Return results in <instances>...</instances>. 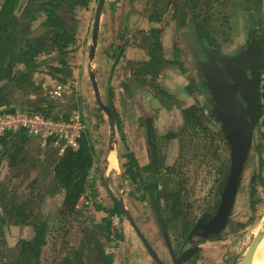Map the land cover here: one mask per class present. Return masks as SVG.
Returning a JSON list of instances; mask_svg holds the SVG:
<instances>
[{"label": "rangeland", "instance_id": "rangeland-1", "mask_svg": "<svg viewBox=\"0 0 264 264\" xmlns=\"http://www.w3.org/2000/svg\"><path fill=\"white\" fill-rule=\"evenodd\" d=\"M5 1L6 0H0V10ZM123 1L122 4H119L121 2L112 3L115 7L109 6L108 11L104 9L108 4L106 2L102 11L103 23L106 26H110L106 33L107 36L105 40H115V38H118L121 44V46L114 49L113 55L109 60V63L113 64V69L106 78L98 76L99 80L97 81L96 73L99 75L102 73L101 63L98 65L95 63V60L93 61L91 58L94 45L92 32L94 30L99 0L90 1V7L95 11L90 13V26H88L84 36L77 34L79 23H72L70 20L66 23L67 26L72 24L74 28L75 25L77 28L73 35V42L68 48L69 54L64 57L66 59L70 58L71 60L76 57L78 62L76 61L74 66L79 63L77 67H79L80 70L86 67V71L90 74V78L95 77L96 84L99 85L98 94H96L93 79L91 82V80L89 81L88 77H86L88 93L82 96V99H84L83 105H81L79 101L77 103L78 94L77 92H73L74 89L70 81V79L73 78L74 66L72 67L70 64L69 73L65 72L63 68L56 67L61 70V72L56 73L55 65L50 61H45L39 64L40 67L43 68L47 76H50L52 80L56 82L46 84L44 79L35 81L33 78L34 70H28V72L25 73H29V76H27L28 79L24 82L25 86L22 91H20V88H16V90L8 96L9 99L12 96L9 101L6 95L3 94V91V93L0 94V107L5 106V108L0 109V113L34 112L36 108H29L30 106L23 108L17 105L16 102L31 96L33 99L37 96H43L47 104L46 107H43L44 112H49L52 116H61V119L62 117L68 119L79 118L85 125L83 134L87 133L88 129L86 128V124L90 123V129L94 138H96L97 143L99 141L98 147L106 148L109 144V124L106 112L102 110V107H109L107 102L108 96L115 102V110L119 115L118 118L122 120L123 126L124 123H126V126L129 128L127 134L129 135L128 141L130 150H135L137 153V160L140 166H143L146 162L145 149L149 147V140H147V130L145 131L144 128L143 130L140 129L141 124L138 122V117L142 118L147 115L154 116L156 122L155 132L160 139L157 142H159L162 147L164 142H167L165 137L169 138L171 132L177 131L178 137L172 140V144L169 146V164L172 165V170L168 171V173H163L165 168L161 167L160 170L164 171H160L156 178L152 177L149 173H142L135 181H131L125 173L124 175L121 174V177L118 178L116 182L117 186L115 189L110 190L109 195H106L104 199L100 200L103 201L101 204H105L106 201L110 203L105 206L108 210H110V208L112 209L114 206L113 202L115 199L122 201L128 215L133 219L134 226L131 225L130 220L125 217V220L123 219V221H125L124 225L122 222L117 225L114 223L115 227L113 224L111 225V227L113 226L116 228V233L107 234L105 232L106 229H103V227H105L104 220L109 219V215L102 207L97 208L104 214L106 213L105 217L101 220H97L94 215L90 214V210H86L85 208H81L83 210L77 209V213L74 216H67L61 212L63 204L60 206L59 196L63 203V192H57L52 188V174L57 160L54 165L51 162L41 164L39 156L46 152L40 148L39 142L36 139L22 140L19 144L15 145V149L9 146V144L5 142V139L4 142H2V149L5 148L7 150H3L5 153L2 155L0 165V206L13 205L17 207L33 199L32 204H34V208L31 222L35 220H47L49 224V234L47 236V244L42 250L43 258L41 264H55L54 262H59L67 251L72 253L80 245L82 230L85 228L96 231L102 249L107 253L106 255L111 264L116 263V261L120 264H147V261L144 260L145 254L147 253L144 254V252H142L144 248L142 240L137 236L134 229L136 227L146 229L145 225H147V223L162 224V219L167 218V213H165L166 209L164 200L162 199L161 202L157 201L162 214L159 219L154 215V210L158 211L159 207L155 205L154 199L150 193L144 195V186L157 182L160 194L163 190L164 193H168L169 190L174 189L181 190L182 196L185 197L188 204L192 206L194 214L198 216L211 203L215 202L214 199L220 189L219 186L224 182L223 178L226 174L224 171L225 167H229L230 150L222 140V137L219 139L214 133L218 132V129H214V132L211 131L210 133L204 129L206 130L205 132L202 127L197 128L193 123L189 124L186 119L183 120L178 107H183L188 104L187 102H192L193 100L190 98V100L187 101L186 96L182 94V87L186 80L183 76L181 77L182 73L177 67H168L166 70L162 71L163 73L159 78L157 75L156 78L153 80L151 79V81L148 80L147 77H144V75H141L142 73L139 75L135 74V71H138L140 68V62H143V60L147 61L150 58L147 47L148 41L151 40L150 32L154 26L159 30L155 40L161 41L164 45V51L170 61L171 58H174V48L176 47L178 50H181V36L179 30H177V25L171 17L175 1ZM241 1L244 0H220L218 17L221 21L224 15H230L234 18V21L236 20L237 28L239 23H241V28H238L239 30H237L236 35H242L244 32L246 33L245 35H247L253 19H251V15H248L250 12L239 13L237 10L239 6L237 5L238 2ZM45 2L46 0H19L14 10V15L16 19L20 21L22 27L26 23H29L31 26L28 31H32L45 21L46 12L40 7V5H45ZM235 2L236 4L234 5ZM118 7H121V10L126 9L123 16L119 15L120 12L117 10ZM229 8L231 9L229 10ZM261 12L263 13L264 10ZM155 14L161 16L162 22L160 24H154L156 23L153 19ZM256 26L259 28L261 26L264 29V24ZM98 43L95 54L97 53ZM43 50L44 51L41 53H54V56H60L59 50L57 51L56 48L51 45L44 46ZM82 61H85L86 65H84ZM58 63H60V61ZM16 65L17 64L14 66L16 67ZM186 66L188 67V64ZM53 70L56 74L53 73ZM68 80L70 83H68ZM124 83L131 89V93L123 91L124 88L122 85ZM106 84L112 87L110 88L112 93H110V91L108 93L107 90H105ZM154 84H157L171 95L168 102V104H171L170 108H166L154 97L158 96L156 95ZM57 89H59V94L57 96L52 95ZM116 90H118V93L120 91L122 96L116 98ZM159 98L162 100L161 97ZM5 102L6 104H4ZM7 102H10V105ZM34 104L37 105L36 102H34ZM55 108L56 111L54 112ZM52 116L50 117L54 118ZM130 123L133 127L129 126ZM210 126L212 127L213 125L210 124ZM131 136L134 137V139L135 137L142 138L140 143H143L135 147L130 140ZM173 141L175 142L174 144ZM16 142H18V140ZM168 145L169 144L165 145V149L168 148ZM130 150L124 152H129ZM51 152L52 151H49L46 155H49ZM53 152L54 155L55 153L57 154V151L53 150ZM13 154L14 162L11 164L10 161L12 157L10 156ZM122 154L124 155L123 152H120L118 157H120V155L122 156ZM127 162L126 159H123L122 169L123 165ZM263 163L264 126L260 123L253 135L249 160L242 176L240 183L241 187L230 225L221 234L219 239L209 240L202 244L203 246L197 256L196 264L240 263L247 249L264 225ZM119 180L121 181L120 186L118 185ZM164 181L168 183L167 189H163L162 183ZM253 183L256 184L253 185ZM90 185L91 188L89 191L92 193L91 197H96V187L94 189L92 181ZM52 191L54 192L52 193ZM126 197L127 199H125ZM110 198L114 200L112 201ZM92 199L93 198H91V200ZM0 214V216L5 214L2 208H0ZM14 220V218H10L11 222ZM149 231L150 233H156L154 230ZM33 232L34 230L30 226L21 229L20 226H14L13 224L1 225L0 264H10L12 252L18 241L22 237L33 238ZM120 234L121 236L119 237ZM143 234H146V232ZM156 239H159V236L154 235L153 240L151 238L152 242L157 241ZM154 247H157V245H154ZM162 254H159V256H161L160 258L164 262H167V259L164 258L165 254Z\"/></svg>", "mask_w": 264, "mask_h": 264}, {"label": "flooded vegetation", "instance_id": "flooded-vegetation-1", "mask_svg": "<svg viewBox=\"0 0 264 264\" xmlns=\"http://www.w3.org/2000/svg\"><path fill=\"white\" fill-rule=\"evenodd\" d=\"M174 1H175V4L173 5V10H172L173 14L171 17L174 20L175 24L177 25V28H178L177 30H179V34L181 36V39H180V41L182 43L181 50H178L175 47L174 48L175 52L173 54L174 58H171V61H170V59H168L166 56V52L164 51V48H165L164 45L161 43V41L155 40V38H157V36H158L157 33L159 32V30L156 28V26H154L150 32L151 40L148 41V47L147 48L149 50V55H150V49H155V50L158 49V52H159V48H161L162 52L160 53V55L163 57L164 61H166L167 63L164 62L163 64L159 65L158 67L153 68L152 71L148 74H144L143 71L141 70L142 68L140 66L139 70L135 71V74L139 75L140 73H142L141 75H144V77H147L148 80L151 81V79L152 80L155 79L157 75L159 78V76L163 73L162 71L166 70L168 67H172V68L177 67V69L182 73L181 77L183 76V78L186 80V82L184 81V84L182 87L183 88L182 94H184L186 96L187 101H189L190 98L193 100L192 102H190V101L187 102L188 104L184 105L183 107L182 106L178 107L180 110V113L182 110L187 109L190 106L197 104V106L200 109H202L201 111L204 114L203 117L201 118L200 122L202 124L204 123L206 125V127L208 128L207 131L209 133L211 131L214 132L213 131L214 129H218L217 130L218 132H214V133L219 137V139H220V137H222V140L226 143V146H228V148H229V145L227 144L228 142H227L224 134L222 133V126H221L222 123H221V120L219 119V117L217 115V109L215 108V106L218 103L212 94L211 87L213 85V87L215 89L218 88L219 84H216V81L219 79V76H218L219 72L224 74L227 78H229V81L232 83V85H235V80H233V79L236 78L235 72L237 73V70H239V68L242 69L243 72H245L247 74L249 79H252V74L254 72V63H253L254 52H255L254 48H255V45H256V47L258 45V50H259V55H260V95L259 96H260L261 111H260V116L258 119L257 126L260 123H262V125L264 126V116H263V114H264V29L260 26L261 24L262 25L264 24V12L263 13L261 12L262 10H264V0H244V1L238 2L237 6H239V7H237V10L239 11V13H241V12L242 13H246V12L249 13L250 12V14H248V15H251V19H253V22H252V24H250V29H249V32L247 35H245L246 34L245 32L242 35H236L237 30H239L241 28V23H239V26H238L239 29H238L236 27L237 26L236 20L234 21V18H232L230 15H228V16L224 15L222 20L220 21V19L218 17L219 16L218 15V12H219L218 8H219V1L220 0H174ZM99 2H100V0H99ZM106 2H107V0H105V3ZM45 3H46L45 4L46 6L45 5H43V6L45 7V11H46V9H48V8L50 9V5H48V1H46ZM235 4H236V2L234 3V5ZM103 8H104V6H103ZM66 9L67 8H63V12H62V10L60 11V12H62L61 15L63 14V16H65V12H68V10H66ZM97 9H98V6H97ZM230 9L231 8H229V10ZM78 10H83L87 13H92L93 11H95V10L91 9L90 2H89V6L87 8L78 7L76 9V12ZM190 11L195 14L194 15L196 18V19H194L195 24L190 23V20L192 17L189 15L187 26L186 27L184 26L181 28L179 26V24H180L179 21L184 19V18H185V20H187V17H185V15H188L187 13L188 12L190 13ZM76 12H75V18H74V14H73V18L76 21V23H78V21L76 20ZM96 14H97V11H96ZM102 15H103V12H101L100 21H99V28H100V24H101V20H102ZM158 16H160V15H158ZM155 17L156 16L154 15L153 16L154 20H155ZM95 20H96V17H95ZM160 20H161L160 22H156L154 24L156 25V24H160L162 22L161 16H160ZM51 21H54V20H50L48 15H47V12H46V19H45V21H43V23L40 26H44V24L46 22L50 23ZM56 21L57 20H55V22ZM49 23H47V24H49ZM52 24H55V23H52ZM256 25H259L260 28ZM39 27H37L35 30L30 31V33L34 34L35 37H39V36L46 34V31L41 32L42 30H39ZM94 27H95V24H94ZM154 31L156 32V35L153 36ZM93 32H94V30H93ZM93 32H92V34H93ZM98 33H99V30H98ZM97 43H98V36H97ZM96 56L97 55L95 54L93 61L96 58ZM183 57H184V59H183ZM149 61H150V58L147 61L143 60V62H146V63H148ZM143 62H140V64ZM187 64H188V67L186 66ZM186 67L188 68V70ZM93 84H94V87L96 89V94H98L99 93V91H98L99 85L96 84L95 77L93 78ZM122 87L124 88L123 91L131 93V89H129V87L125 83L122 85ZM154 87H155L156 95L161 97L162 100L158 96H154V97L157 98L158 101L161 102L166 108H170L171 104H168V102L171 98V95L168 92H165L164 89L160 88V86H158L157 84H154ZM110 88H112V87H109V85L108 86L105 85V90H107L108 93H109V91H110V93H112ZM116 93H117L116 98H118L119 96H122L120 91L118 93V91L116 90ZM107 98H108L107 100L110 102V103H108L109 104L108 108L111 109V112H112V108H114L115 116L118 119L116 121V119L114 118L113 112H112L113 119L115 120V127H114V131H113L112 127H111V120L109 119V116L106 112V116H107L108 124H109V133H108L109 135H108V137L112 134L111 136H112L113 142H116V138H117V140H119V142L117 143L119 151L121 153L122 152L124 153V155L123 154H122V156L120 155L121 174L124 175L125 164L123 165V169H124V171H123V169H122L123 159H126V155L129 152L135 153V155L137 153L135 152V150H132V149L130 150V145L128 142V136L129 135L127 134L129 128L126 126L127 124L124 123V126H123V122H122V120H120L118 118L119 115L117 114V112L115 110L116 109L115 102L113 101V99L111 100L110 97L107 96ZM182 118H183V116H182ZM183 120H185V119L183 118ZM187 121L189 122V120H187ZM138 122L141 124L140 129L143 130V128H144L145 131L147 130V134H148L147 140H149V134L152 133L151 142L153 143V146H154V149H151L150 141H148L149 147H147V149H145L146 150L145 151L146 162L143 166L145 167L148 165H152L154 163L155 169H158L157 173H155L153 175L150 174L154 178H156L157 174L160 171H164V170H160L161 167L165 168V171L163 173H166V172L168 173V171L172 170V168H171L172 165L169 164L170 163V161H169V155H170L169 146H170V144H172V140H175V139L170 137V134H172V133L177 134V131L171 132L169 134V138L165 137L167 142H164V145L162 147L159 144V142H157L160 139L157 136V133L155 132L156 122L154 120V116H151V115L148 116L147 115L146 117H142V118L138 117ZM200 122H199V120L198 121L195 120L194 125L197 128L202 127V129L204 130V127L202 126V124ZM210 124H212L213 126L211 127ZM129 126L131 127V123ZM257 126H256V129H257ZM204 131L206 132V130H204ZM144 142H145V139H144ZM142 143H139V145H141ZM174 143L175 142L173 141V144ZM166 144H169L167 149H165ZM139 148H141V147H139ZM127 150H130V151L124 152ZM229 150H230V148H229ZM152 158H153V160H152ZM157 159H160V161H157ZM248 160H249V158H248ZM247 163H248V161H247ZM247 163H246V165H247ZM138 165L140 166L139 162H138ZM141 167H142V165H141ZM262 169L264 170V167ZM228 170H229V167H228ZM224 171H226V169ZM90 180H91V178H90ZM223 180H224V178H223ZM225 182H226V179L221 185L219 184L220 189L218 190V193L215 196V199H214L215 202L211 203L198 216H196L194 214V212L192 211V209H193L192 206L190 204H188V202L185 200V197L182 196L181 190H179V189L169 190L168 193L167 192L164 193V190H163L162 191L163 193L161 192V194H160L159 190L157 189L156 193L153 194L154 203L157 206L158 202H161L162 199L164 200V206L166 209L165 213H167V218L162 219V224L147 223V225H145L146 229H142L140 227L139 228L136 227L134 229L137 236H139L142 240V244L144 247L142 252H144V254L147 253V254H145V258H144V260L147 261V264H154V263L175 264V259H178L181 255L186 254L188 251H192V250L195 251V249H196V251L192 254V258L190 257L183 264H196L197 256L199 255V252L203 246L202 244L209 241V240L219 239L221 234L227 229L226 228L223 232H221L219 234L209 235L208 237H205V238H203L201 236V230L194 232L196 225L198 224V222L202 218V216L208 215V214L215 215V213L217 212V209H218L219 204H220L221 193L223 192V189H224L223 187L225 185ZM164 183H165V185H164ZM162 184H163V189L168 188V186H167L168 183L166 181H164ZM118 185L119 186L121 185L120 180H119ZM158 188H159V186H158ZM119 191H120V189H119ZM239 191H240V189H239ZM173 193H176V195H173L169 199L168 194L172 195ZM87 194H88V192L86 193V195ZM238 194H239V192H238ZM86 195L81 197L80 200L78 201L77 209H79V203H81L80 205L82 206V208L89 207L92 204L91 201L86 198ZM122 195H124V194H122ZM177 195H180L181 198H183V200H182L183 206L180 207L181 208V214L176 213L174 216L172 209H171V204L174 207V205H175L174 201L176 200V199H174V197L177 198L178 197ZM125 196H126V194H125ZM110 199H112V198H110ZM125 199H127V197ZM113 200L114 199H112V201ZM117 200L118 199H115V201L113 202L114 206L112 207V209L111 208H110V210L105 209V212L109 215V219L104 220L105 229H107V221L110 222V225H112V224L114 225L116 215L119 217L118 224H121V222H122L124 225V223H125V221H123V219L125 220V217H126V214L124 213V211H123L122 215L118 214V212L115 213L116 206L117 205L120 206V203ZM236 201H237V198H236ZM86 202H88L90 205L86 206L85 205ZM235 205H236V202H235ZM158 207H159V205H158ZM234 208H235V206H234ZM234 208H233V211H234ZM106 210H108V211H106ZM233 211H232V214L230 216L227 227L230 225L232 215H233ZM161 214H162V212H161L160 207H159L158 211L154 210V215H156V217L158 219H159ZM209 220H210V218L206 219L205 222L208 223ZM130 224L133 225L131 222H130ZM114 227H115V225H114ZM114 227L110 226V229H111V231H113V233H116L115 232L116 228H114ZM86 230H89L93 233H96L95 230L93 231L90 228L83 229L81 239H80L81 240L80 245L72 253L67 251L66 254H64L63 257L59 260V262H54L55 264H62L63 259L66 256L67 257L68 256L75 257L74 253L79 252V251L81 252L82 255L84 254V257L86 256V253L84 252V248H83L84 243L82 241V237L84 240V231H86ZM149 230H154V231H156V233H150ZM145 232H146V234H143ZM154 235L159 236V239H156L157 241L152 242ZM95 236L100 243V240H99L97 233ZM120 236H121V234L119 235V237ZM151 238H152V240H151ZM156 242L159 244H157ZM46 244H47V241H46ZM45 245H44V247H45ZM154 245H157V247H154ZM43 248H42V250H43ZM162 253L165 254L164 258L167 259L166 260L167 262H164L160 258L161 256H159V254L161 255ZM173 255H174L175 259L173 258ZM15 257H16V251L14 249V251L12 252V257L10 258V264H13ZM42 258H43V256H42V251H41V259H40L41 262H42Z\"/></svg>", "mask_w": 264, "mask_h": 264}, {"label": "trees", "instance_id": "trees-1", "mask_svg": "<svg viewBox=\"0 0 264 264\" xmlns=\"http://www.w3.org/2000/svg\"><path fill=\"white\" fill-rule=\"evenodd\" d=\"M48 1V5H50V9H46L43 5H40L42 9L47 12V15L50 20H54L49 22H46L43 26L45 28L46 34L39 36V37H32L30 36V31L28 29L30 28V24L26 23L23 27L21 26V23L19 20L16 19V16L14 15V10L16 8L17 3L19 0H6L2 4V8L0 10V82L7 81L12 82L14 84L15 81H17V77L21 74H16L13 76V70L11 66L14 63V56L17 51L20 52V54H38V51L42 49L44 46L51 45L52 47L56 48V50H59L60 54V64L62 66H67V59L64 57L68 52V48L73 42V35H74V26L71 24L70 26H67L66 23L68 20H70L72 23H76L74 20L75 18V12L78 7L87 8L89 6L90 0H46ZM63 8H67L68 12H65V16L61 13L63 12ZM62 10V12H60ZM74 14V18H73ZM188 15H185L187 17V20L182 19L179 21V26L186 27L187 22L189 19V15L192 17L190 20V23L195 24V14L190 11V13H187ZM155 22H160V16L155 14ZM55 20H57L55 22ZM49 23V24H47ZM55 23V24H52ZM192 26V25H191ZM156 35V32H153V36ZM31 37V36H30ZM162 52L161 48L158 49H150V61L148 63L143 62L140 64L141 70L144 74H148L152 71L153 68L158 67L159 65L163 64L164 59L160 55ZM41 53V52H39ZM32 59V58H31ZM30 60H25V63L29 62ZM167 63V62H166ZM62 69V68H61ZM56 73L61 72L59 68L55 69ZM29 74V73H28ZM27 73H23L19 79L18 82L22 83L25 80L28 79L27 76H29ZM5 87V86H4ZM4 87L0 88V94L2 93ZM108 103H110L107 100ZM197 104L192 105L187 109H184L181 111L182 116L184 119L189 120V124L193 123L195 124V120L199 122L201 121V118L203 117V112L201 111ZM11 111V110H10ZM34 112H39L41 114H44L46 116L50 117L49 112H44V109L35 110ZM112 112L114 115V118L116 121L118 120L114 113V108H112ZM264 116V114H263ZM56 119H61L58 116H54ZM200 118V119H199ZM62 119L66 121H70L68 118L62 117ZM201 123V122H200ZM202 124V123H201ZM203 123L202 126L204 129L208 130L206 125ZM87 128V126H86ZM87 133L83 134L81 140H80V147L77 150L73 149H67L63 155L58 159L54 172L52 174L53 177V189L57 192H63V208L61 212L67 216H74L77 213V204L81 197L86 195V193L91 188V180L90 175L93 170V167L95 166L96 162L101 159L102 157V150L99 149L98 143L96 138H94V135L89 128H87ZM24 133V132H22ZM25 136L28 135L27 133H24ZM21 134V135H24ZM10 136V134H8ZM8 135L6 137H8ZM12 135V134H11ZM171 138H177L178 135L176 133L170 134ZM152 139V133L149 134V141L151 144V149H154L153 143L151 142ZM228 144V143H227ZM2 153H5L4 151H1ZM2 153H0V165H1V158ZM137 154L129 152L126 155L127 163L125 164V174L128 176V178L131 181H135L142 173H149L151 175L158 172V169H155L154 163L152 165L148 166H139L137 161ZM153 160V158H152ZM157 161H160V159H157ZM264 167V163L262 164ZM224 176V181L227 177V171ZM154 171V172H153ZM256 183H253L255 185ZM165 185V183H164ZM158 189V184L155 182L153 185H145L143 190L145 191L144 195L147 193H150V195L156 193ZM54 191H52L53 193ZM173 195H176V193H173L172 195L168 194V198L172 197ZM178 197L176 199L174 207L171 204V209L173 212V215L175 214H181V208L182 200L180 195H177ZM33 199L22 203L21 205L14 207L13 205H4L0 206L2 210H4L5 214L0 216V226L3 224L6 225H16L20 226L21 229L30 226L33 228L34 237L33 238H26L22 237L15 248L16 251V257L13 261V264H41V251L44 245L47 241V236L49 234V224L46 220H35L32 221V215H33ZM118 212V214L123 213V209L117 205L115 213ZM1 215V214H0ZM120 215V216H121ZM11 219H15L13 222L10 221ZM110 222L107 221V234H112L113 231L110 229ZM105 229V227L103 228ZM96 234L86 230L84 231V252L86 253V256L84 257V254L82 255L81 252L74 253L75 257L66 256L63 259L62 264H111L108 256L105 254V252L102 250V246L100 245L98 239L95 236Z\"/></svg>", "mask_w": 264, "mask_h": 264}, {"label": "water", "instance_id": "water-1", "mask_svg": "<svg viewBox=\"0 0 264 264\" xmlns=\"http://www.w3.org/2000/svg\"><path fill=\"white\" fill-rule=\"evenodd\" d=\"M104 3L105 0H100L98 4L93 32L94 45L91 54L92 59L95 56L97 47L99 21ZM42 30L45 31V28L42 27ZM30 36L31 38L35 37L34 34ZM254 49V72L252 74V79H249L247 74L239 68L237 73L235 72L236 75L234 74L236 78H232L235 80V85H232L229 78L219 72V79L216 81V84H219L218 88L215 89L213 85L211 87L212 94L218 103L215 108L217 109V115L222 123V133L224 134L230 148V162L217 212L215 215L208 214L202 216L194 230V232L201 230V236L203 238L208 237L209 235L219 234L227 228L240 189L242 175L252 148L253 135L255 133L261 111L259 96L260 55L258 45L257 47L255 45ZM102 110L107 112L109 119L111 120L112 130L114 131L115 120L113 119L111 109L108 107H102ZM119 203L126 214V217L134 225L133 219L128 215V212L124 207V203L122 201H119ZM209 218L210 220L206 223L205 220ZM263 245L264 225L256 235L250 247L247 249L239 264H261ZM195 251H188L186 254L181 255L178 259H175L173 255L175 264L185 263L190 257L192 258V254Z\"/></svg>", "mask_w": 264, "mask_h": 264}, {"label": "crops", "instance_id": "crops-1", "mask_svg": "<svg viewBox=\"0 0 264 264\" xmlns=\"http://www.w3.org/2000/svg\"><path fill=\"white\" fill-rule=\"evenodd\" d=\"M122 1L123 0H118V1L107 0L108 4L104 8L105 11H108L109 6L110 7L114 6L112 3L121 2L119 4H122ZM125 1H127V0H125ZM117 10L120 12V14H119L120 16H123L126 12V9L121 10V7L120 8L118 7ZM76 20L79 23L77 34L80 36H82V35L84 36L87 32L88 26H90V22H89V21H91L90 20V13H87L83 10H78L76 12ZM42 27L43 26H40L39 30H42ZM109 27L110 26H106L103 23V21L101 20L100 32L98 35V42L99 43H98V49H97V53H96L97 56L94 60H95V63L98 65H99V63H101L102 73H100V75L98 73H96L97 74V81L99 80L98 76L105 77V78L109 76L110 72L113 69V64L109 63V60L113 55L114 49H116L118 46H121L118 38H115V40H112V39H110L108 41L105 40L106 39L105 37L107 36L106 33L108 32ZM76 28H75V30H76ZM75 30H74V32H75ZM43 31L44 30H42L41 32H43ZM29 38H31V37L29 36ZM42 51H44L43 47L41 50L38 51V54H35V55L34 54L33 55L32 54H27V55L26 54H20V52L17 51V53L15 55H13L15 58H14V63L11 66V68L13 70V76H15L16 74L22 75L23 73L28 72V70L33 69L34 70L33 78L35 81H39V80L44 79L46 84H49V83L51 84V83H55L56 81L52 80V78L50 76H47L45 74V71H43V68L40 67V65H39L41 62L50 61V62H52L53 65H55V68L56 67L63 68V70L65 72H68V73H69V68L71 67V65L73 67L75 65V62L76 61L78 62V59L76 57L73 60L68 58L66 61L67 66H62L60 63H58L61 60L60 56H54L53 55L54 53H52V54H50V53H39ZM84 54H85V52H84ZM27 59L30 61L25 63V60H27ZM83 63H84V65H86L85 61ZM15 64H17L16 67L14 66ZM78 65H79V63L76 66H74L73 78L70 79V81H71V86H73V89H74L73 92H77V94H78L77 95V103L79 101L80 104L83 105L84 99H82V96L88 93V84L86 82L87 81L86 77H88L89 81L91 80V82H92L93 78H90V74H88V72L86 71V67L83 68L82 70H80L79 67H77ZM36 68H37V70H36ZM53 73L56 74L54 72V70H53ZM20 76L17 77V81H15L14 84L12 82L8 83L7 81L0 82V88L5 86L3 89L4 93L3 92L2 93L6 95L8 101L12 98V96H11L9 99L8 96L11 95L13 93V91L16 90V88H20V91H22L24 89V86H25L24 82H26V81H24L22 83L18 82V79ZM70 81L68 83H70ZM106 86H107V84H106ZM34 102H36L37 105H35ZM7 103L9 104L10 102H7ZM4 104H6V102ZM16 104L19 105L20 107H23V108H26L27 106H30L29 108L34 107V108H36L34 110L44 109L43 107L47 106L43 96H40V97L37 96L35 99H33V97L31 96L27 99L18 100V102H16ZM2 108H5V106L0 107V109H2ZM34 110H32V111H34ZM55 111H56V108H55L54 112ZM50 116H52V115H50ZM52 117H54V116H52ZM58 117L61 118V116H58ZM86 126H87V128H89L90 123H87ZM131 126H132V124H131ZM21 134H24V133H17V134H12V135L10 134V136L8 135V137H5L3 139V142L6 139L5 142H7L9 144V146H11L13 149H15V145L19 144L22 140L23 141L24 140H30L33 138L39 142L40 148L45 150L46 153H49V151L53 152V150L57 151V154L55 153V155H54V152L53 153L51 152L49 155H46V153H45V154H42L41 156H39V160L41 161V164L51 162L54 165L55 161L56 160L58 161V159H60V157L63 155V154H61L59 149L57 147H55L54 145H51V144L43 145V143L38 138L31 137V136L28 137L27 135L25 136V134L24 135H21ZM111 135L108 137V142H109L108 146L106 148H99L100 150H102L103 155H102L101 159H99L96 162V164L93 167V170L91 172V176H90L91 181L93 182L94 189L96 187V191H95L96 197H94V196L91 197L92 196L91 191H88V194L86 195V198L88 200H90L92 204L89 207H86L85 209L90 210V214L94 215L97 220L103 219L105 217V214H106V213L104 214L102 211H99L97 208L102 207V208L106 209L105 206L110 204L108 201H106L105 204H101L103 201L100 199H104V197L106 195H109L110 190L115 189V187L117 186L116 182H117L118 178L121 177V166H120L121 159H120V157H118L120 154L119 153L120 151H119L118 144H117L119 142V140H117V138H116V142H113ZM141 139H140V137H135V139L132 136L130 137V140L133 142L134 146H138ZM17 140H18V142H16ZM2 147H3V145H2ZM3 150H7V149L3 148L1 151H3ZM0 153H2V152H0ZM111 154L115 157V159H114L115 164H113V165H111ZM13 156H14V154L12 156H10V157H12V160H13V161L12 160L10 161L11 164L14 162ZM91 198H93L92 199L93 201L91 200ZM59 204H60V206H62V200H61L60 196H59ZM80 204L81 203H79V209L83 210V209H81L82 206ZM86 210H84V211H86ZM82 241L84 243L83 237H82ZM80 243H81V240H80ZM114 264H120V263H118L116 261V263H114Z\"/></svg>", "mask_w": 264, "mask_h": 264}, {"label": "built area", "instance_id": "built-area-1", "mask_svg": "<svg viewBox=\"0 0 264 264\" xmlns=\"http://www.w3.org/2000/svg\"><path fill=\"white\" fill-rule=\"evenodd\" d=\"M60 88V87H58ZM59 89L52 95L57 96ZM85 125L79 118L56 119L39 112H5L0 113V150L3 139L8 134L27 133L38 138L43 145H54L63 154L67 149L77 150L83 136ZM86 206L90 204L85 203ZM119 222L116 215L115 224Z\"/></svg>", "mask_w": 264, "mask_h": 264}, {"label": "bare ground", "instance_id": "bare-ground-1", "mask_svg": "<svg viewBox=\"0 0 264 264\" xmlns=\"http://www.w3.org/2000/svg\"><path fill=\"white\" fill-rule=\"evenodd\" d=\"M115 157L111 154V165L115 164ZM262 252H263V256L261 259V264H264V245L262 246Z\"/></svg>", "mask_w": 264, "mask_h": 264}]
</instances>
